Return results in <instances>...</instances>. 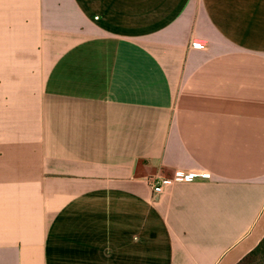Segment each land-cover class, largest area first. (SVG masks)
<instances>
[{
	"label": "crops",
	"instance_id": "1",
	"mask_svg": "<svg viewBox=\"0 0 264 264\" xmlns=\"http://www.w3.org/2000/svg\"><path fill=\"white\" fill-rule=\"evenodd\" d=\"M263 237L264 0H0V264H237Z\"/></svg>",
	"mask_w": 264,
	"mask_h": 264
},
{
	"label": "built area",
	"instance_id": "2",
	"mask_svg": "<svg viewBox=\"0 0 264 264\" xmlns=\"http://www.w3.org/2000/svg\"><path fill=\"white\" fill-rule=\"evenodd\" d=\"M191 46L196 49H203L205 47V43L202 41L194 40L191 42ZM196 177V174H184L181 172L175 173L173 179L175 181H191ZM166 181L162 180L161 182L157 181V178L153 177L150 179L151 186L153 188V192L155 194H159L163 191V183Z\"/></svg>",
	"mask_w": 264,
	"mask_h": 264
},
{
	"label": "trees",
	"instance_id": "3",
	"mask_svg": "<svg viewBox=\"0 0 264 264\" xmlns=\"http://www.w3.org/2000/svg\"><path fill=\"white\" fill-rule=\"evenodd\" d=\"M237 264H264V237L260 243Z\"/></svg>",
	"mask_w": 264,
	"mask_h": 264
}]
</instances>
